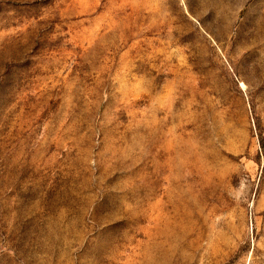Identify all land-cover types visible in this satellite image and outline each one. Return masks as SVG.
<instances>
[{
    "label": "rangeland",
    "instance_id": "obj_1",
    "mask_svg": "<svg viewBox=\"0 0 264 264\" xmlns=\"http://www.w3.org/2000/svg\"><path fill=\"white\" fill-rule=\"evenodd\" d=\"M0 264H264V0H0Z\"/></svg>",
    "mask_w": 264,
    "mask_h": 264
}]
</instances>
